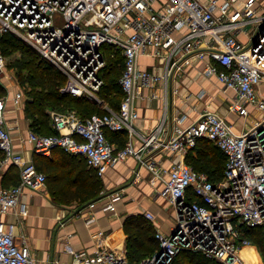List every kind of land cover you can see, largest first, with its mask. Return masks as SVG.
<instances>
[{
  "label": "built area",
  "instance_id": "1",
  "mask_svg": "<svg viewBox=\"0 0 264 264\" xmlns=\"http://www.w3.org/2000/svg\"><path fill=\"white\" fill-rule=\"evenodd\" d=\"M0 24L25 38L63 73V92L106 108L85 116L74 109L51 110L56 132L30 130L34 151L49 155L60 147L82 156L99 176L133 156L162 183L159 194L174 211L171 230L155 228L158 246L140 261H131L125 246L104 245L106 235L98 231L93 237L99 246L93 252L69 248L71 264H174L182 250L223 264H246L241 253L253 243L248 230L259 228L264 235V0H0ZM118 52L123 57L118 77L123 97L113 108L104 105L99 91L107 57ZM141 56H149L152 65L140 63ZM5 60L0 47V72ZM195 60L205 62V76L232 91L228 109L252 121L236 132L223 114L205 107L191 119L178 111L167 136L162 135L163 120L150 133L139 132L137 100L160 84L167 101L173 78ZM21 96L18 92L15 100ZM5 111L0 96V165L19 164L20 177L5 186L0 176V216L19 204L24 187L39 188L46 181L33 161L15 152ZM108 131L125 132L126 143L117 146ZM135 135L139 146L132 142ZM198 138L211 140L225 154L218 180L184 159ZM155 150L177 151L181 159L164 167L145 157L144 152ZM118 198L112 194L104 208L114 210ZM19 212L26 214L27 209L21 206ZM145 216L154 221L152 212L145 211ZM15 227L0 219V264H37L29 246L17 243Z\"/></svg>",
  "mask_w": 264,
  "mask_h": 264
},
{
  "label": "crops",
  "instance_id": "2",
  "mask_svg": "<svg viewBox=\"0 0 264 264\" xmlns=\"http://www.w3.org/2000/svg\"><path fill=\"white\" fill-rule=\"evenodd\" d=\"M147 57L149 61L143 65L151 66L152 59ZM204 64L203 60H197L196 64L183 68L181 76L174 77L171 82L167 101L161 97L160 84L145 90L144 97L137 100L139 117L135 123L139 132L150 133L163 120L162 135L167 136L173 132L178 111L188 113L191 119L205 107L223 114L236 132L252 121L250 117L227 110L232 91L224 90L215 77L205 76L202 73ZM2 79L0 96L5 98V124L11 132L13 148L24 159L33 161L46 174V181L39 188L24 187L19 204L2 214L0 219L16 224L17 243L29 246L37 264L73 263L74 257L69 248L93 252L99 246L97 238L93 237L98 231L106 235L102 236H105L104 245L124 247V221L131 214L145 215V211H150L154 214V228L165 233L171 230L175 215H169L170 209L165 207L168 203L159 194L162 183L153 180L152 173L133 156L110 166L99 176L82 156L60 147L54 148L49 155L35 152L28 134L30 130L46 134L56 131L50 119L51 109L46 111L47 121L38 115L37 123L32 125V118L25 112L21 98L15 100L16 94L21 91L10 80ZM200 90L204 92L201 96L198 95ZM217 90L223 93V99H219ZM152 91L158 96L151 97L149 93ZM104 105L112 107L105 100ZM102 107L105 111V106ZM238 120L242 121L236 127ZM120 134L124 135L126 143V133ZM113 139L118 146L117 138ZM132 142L139 146L140 137L133 136ZM144 155L161 162L164 167L181 159L177 151L155 150L144 152ZM0 176L5 186L17 183L19 164L8 162L0 165ZM116 193L119 198L114 201V210L105 209L110 196ZM21 206L27 209L26 214L19 212Z\"/></svg>",
  "mask_w": 264,
  "mask_h": 264
},
{
  "label": "trees",
  "instance_id": "3",
  "mask_svg": "<svg viewBox=\"0 0 264 264\" xmlns=\"http://www.w3.org/2000/svg\"><path fill=\"white\" fill-rule=\"evenodd\" d=\"M3 40L4 42H10L8 45L6 43L3 44L4 49L11 51L14 48L19 49L21 52L20 57L16 59L15 66L21 81L29 84L26 113L32 118V125L37 123L38 119L36 116L38 115L44 121H47L48 118H43V116L48 115L47 109H64L67 106H71V103L72 105H77V110L81 116L93 113V111L104 112V109L100 108L99 104L93 100L63 92L60 88L65 80L63 73L58 68L51 67L40 61L38 53L16 44L12 39L4 38ZM2 52L4 53L3 50ZM107 58L108 60L102 71L104 85L99 91V95L102 100L107 101L113 108H118L123 97V92L118 82V77L123 68V57L118 52L115 56ZM94 105H96L97 110H94ZM107 136L112 141L114 140L113 138H117L118 146L120 147L125 143V137L120 132L108 131ZM0 157H2L1 149ZM188 160L194 169L206 173L211 180H218L223 175L226 157L211 140L198 138L195 145L185 155L186 163H188ZM124 231L126 233V252L129 259L133 262H138L142 259L136 258L139 256L137 251H145V246L149 245L151 246V254L158 246V241L154 236V225L143 213L127 216L124 221ZM248 233L252 238V242L262 246L261 240L264 235L261 229L250 228ZM178 257H180L181 261L183 260L182 264H223L219 260L208 257L198 251H180L174 258V264H176Z\"/></svg>",
  "mask_w": 264,
  "mask_h": 264
},
{
  "label": "rangeland",
  "instance_id": "4",
  "mask_svg": "<svg viewBox=\"0 0 264 264\" xmlns=\"http://www.w3.org/2000/svg\"><path fill=\"white\" fill-rule=\"evenodd\" d=\"M4 38L5 39L6 38L12 39L16 44L24 46L25 48H28L29 50L34 51L36 53H38V52L36 51V49L25 38H23L19 34H16V33L12 32V31H10L9 29H3L1 27V24H0V45H1L2 50L4 51L5 58H6L4 68H3L2 72H0V78H3L2 80H5V79L6 80H10L13 83V85H16V87L19 88V90L21 91V94H22V96H21L22 105H23V108L25 109V112H26V109H27L26 100H27V97H28L29 84L27 82H22L21 81V79L18 77V74H17L18 70H17V68L15 66L16 59L18 57H20L21 52H20L19 49H14V48L11 51H8V49H4V47H3L4 43H6V45L10 44V42L8 43L7 41H5V42H4V40L2 41V39H4ZM39 55H38V58L41 59L40 61H42L45 64L50 65L51 67L54 66L53 64H51L46 59H43V57L40 55L42 57L41 58ZM146 61H149V58L147 56H143V57L139 58V62L142 63V64H145ZM193 63L196 64V60ZM54 67L57 68L56 66H54ZM177 76H181L180 73L177 74ZM217 95H218L219 99H223L222 98L223 97V93L219 92V90H217ZM70 105L71 106H67L64 109H60V108H54V109H57V110L74 109V110H76L78 112L77 105H72V103ZM220 105H221V103H220ZM100 108L103 109L102 106H100ZM49 110H50V108H49ZM94 110H97L96 105H94ZM227 110H229L228 106H227ZM43 118H48V115L43 116ZM241 121L242 120H238L237 121V123L235 124L236 127H238V125L241 123ZM216 155H218V154H216ZM221 156L224 158V156L222 154H221ZM188 163L191 164L189 162V160H188ZM165 207H168L170 209L168 211H169V215L172 217V215H174L173 209L171 207H169L168 204H166ZM261 244H262V246H260V244H258V243H254V242L252 243V246H251V248H249V250H250V256L252 255L253 257H251V260L247 264H264V237L261 240ZM137 252L139 253V256L136 257V258H140L141 259V258H143L145 256H148L150 254L151 246H149V245L147 247L145 246V251L144 250H139ZM134 256H136V255H134ZM182 261H181L180 257H178L177 260H176V264H182Z\"/></svg>",
  "mask_w": 264,
  "mask_h": 264
},
{
  "label": "bare ground",
  "instance_id": "5",
  "mask_svg": "<svg viewBox=\"0 0 264 264\" xmlns=\"http://www.w3.org/2000/svg\"><path fill=\"white\" fill-rule=\"evenodd\" d=\"M249 248L251 247L245 248L244 251L241 253L246 264L251 260V257H253L252 255L250 256Z\"/></svg>",
  "mask_w": 264,
  "mask_h": 264
},
{
  "label": "water",
  "instance_id": "6",
  "mask_svg": "<svg viewBox=\"0 0 264 264\" xmlns=\"http://www.w3.org/2000/svg\"><path fill=\"white\" fill-rule=\"evenodd\" d=\"M174 232H172V234H173Z\"/></svg>",
  "mask_w": 264,
  "mask_h": 264
}]
</instances>
